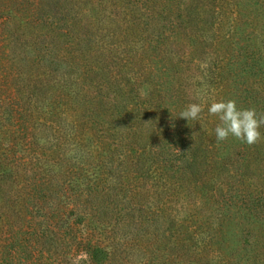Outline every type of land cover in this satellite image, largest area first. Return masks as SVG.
I'll return each mask as SVG.
<instances>
[{
  "label": "trees",
  "instance_id": "1",
  "mask_svg": "<svg viewBox=\"0 0 264 264\" xmlns=\"http://www.w3.org/2000/svg\"><path fill=\"white\" fill-rule=\"evenodd\" d=\"M223 2L0 0V264H264V138L208 113L264 116V0Z\"/></svg>",
  "mask_w": 264,
  "mask_h": 264
},
{
  "label": "clouds",
  "instance_id": "2",
  "mask_svg": "<svg viewBox=\"0 0 264 264\" xmlns=\"http://www.w3.org/2000/svg\"><path fill=\"white\" fill-rule=\"evenodd\" d=\"M203 106L200 103H190L179 117L191 121H199ZM209 115L216 116L219 123L215 127L216 142L233 137L248 145H254L264 136L261 127L264 126V116H259L255 108H241L234 99L214 101L208 107Z\"/></svg>",
  "mask_w": 264,
  "mask_h": 264
},
{
  "label": "rangeland",
  "instance_id": "3",
  "mask_svg": "<svg viewBox=\"0 0 264 264\" xmlns=\"http://www.w3.org/2000/svg\"><path fill=\"white\" fill-rule=\"evenodd\" d=\"M229 2L238 5V8L240 10L239 12H236L235 8H234L233 9L234 10L233 13H230V11L227 10V13H226L225 16H227V23L230 22V24H231V23H233L235 21L236 16H238L239 14L240 15L249 14L250 9H251V3L253 2V0H224L223 5L224 6H228L229 8H231V5L228 4ZM249 4H250V6H249ZM228 26L229 25L227 24V27ZM262 85L264 87V84H262ZM257 86H258V89L260 90L261 89V84L257 85Z\"/></svg>",
  "mask_w": 264,
  "mask_h": 264
}]
</instances>
